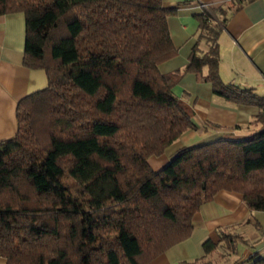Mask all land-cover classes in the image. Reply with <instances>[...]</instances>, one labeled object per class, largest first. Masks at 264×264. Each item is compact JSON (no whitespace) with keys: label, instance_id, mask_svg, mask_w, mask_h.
Masks as SVG:
<instances>
[{"label":"trees","instance_id":"trees-1","mask_svg":"<svg viewBox=\"0 0 264 264\" xmlns=\"http://www.w3.org/2000/svg\"><path fill=\"white\" fill-rule=\"evenodd\" d=\"M14 12L25 17L23 65L45 70L48 83L19 100L17 132L0 141L6 264H148L190 236L193 215L221 190L264 211V97L221 79L224 19L197 15L208 51L195 43L184 68L163 74L176 9L161 0H0V16ZM187 72L227 102L256 106L262 128L183 147L155 171L149 158L195 127L173 92ZM219 237L230 248L241 239Z\"/></svg>","mask_w":264,"mask_h":264},{"label":"crops","instance_id":"crops-1","mask_svg":"<svg viewBox=\"0 0 264 264\" xmlns=\"http://www.w3.org/2000/svg\"><path fill=\"white\" fill-rule=\"evenodd\" d=\"M163 8L176 9L167 18L175 55L159 64L163 74L182 69L195 43L202 52L210 42L199 39L197 15L209 11L214 21L224 19L216 43L219 50L221 79L240 88L252 87L264 97V0H161ZM224 10V14L220 12ZM25 17L22 12L0 16V141L17 132L16 108L26 95L47 86L45 70L23 65ZM175 95L193 110L195 127L183 132L160 156L148 162L155 171L163 168L183 147L200 145L218 138L242 139L262 128L256 121L259 109L254 105L234 104L212 93L209 82L187 72L173 87ZM257 221L261 228L254 227ZM193 229L185 240L173 245L148 264H198L211 258L202 243L210 239L218 246L219 230L241 236L239 263L251 264V256L264 257V211L251 210L240 193L221 190L203 203L192 217ZM215 249V250H216ZM241 252V253H240ZM241 254V255H240ZM0 264H6L0 256Z\"/></svg>","mask_w":264,"mask_h":264},{"label":"rangeland","instance_id":"rangeland-1","mask_svg":"<svg viewBox=\"0 0 264 264\" xmlns=\"http://www.w3.org/2000/svg\"><path fill=\"white\" fill-rule=\"evenodd\" d=\"M218 19L219 21H221L220 17ZM239 245L240 243L237 242L235 247L232 246V248H230L225 243L222 242L218 246V249H216L212 253L211 258L202 260L198 264H243L245 261L241 263L238 262L240 257H239V252L237 250V247H239Z\"/></svg>","mask_w":264,"mask_h":264}]
</instances>
